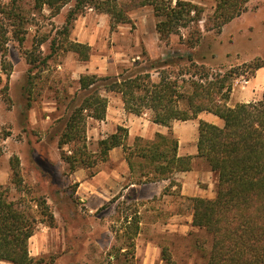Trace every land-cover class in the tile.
Wrapping results in <instances>:
<instances>
[{
    "label": "rangeland",
    "instance_id": "rangeland-1",
    "mask_svg": "<svg viewBox=\"0 0 264 264\" xmlns=\"http://www.w3.org/2000/svg\"><path fill=\"white\" fill-rule=\"evenodd\" d=\"M186 1L205 9L199 23L202 39L193 49L185 42L194 28L181 29L169 40L160 39L151 6L133 9L129 12L131 23L115 28L108 15L88 8L72 23L69 34H65V27L73 4L55 14L47 6L38 8L35 0H17L16 12L24 18L16 27L0 13V26L8 31L5 55L0 51V176L8 177L2 186L9 189L10 200H21L38 220L30 254L42 264H164V250L173 264H208L212 239L192 225V203L180 195L178 179L173 177L160 196L153 197L148 187L125 192L139 178L140 172H134L131 178L112 185L115 197L110 201L99 197L98 209L91 212L80 194L92 187L80 190L79 185L88 181L97 188L100 179L108 180L111 160L97 162L96 158L99 142L107 136L90 138L87 134L93 164L75 172L62 160L59 148L69 104L80 91L82 75L117 76L142 67L150 71L154 81L159 80V72H166L181 82L191 78L180 74L189 68L191 56L213 76L238 69L232 93L255 77L257 71L254 73L249 66L264 63V0H250L247 12L225 25L221 33L207 29L216 0ZM12 2L0 0V8L5 6L10 11ZM14 30L24 33L23 43L17 40ZM53 40L58 48L54 54ZM68 42L89 45L90 59L83 62L76 53L65 51ZM30 55L38 59L35 64H29ZM44 60L46 63H41ZM165 60L173 65L151 69L154 62ZM262 92L263 85L254 89L255 94ZM104 95L113 104L121 97L116 93ZM143 115L151 117L149 111ZM94 123L89 118L87 128H93ZM187 127L194 128L192 124ZM75 147L67 145L64 151L69 153ZM15 156L22 169L23 184L19 187L13 183L10 166ZM92 174H98V179L93 181ZM145 184L149 183L135 185ZM169 192L172 198L164 196ZM40 198L47 200L54 214V227L41 215L37 205ZM135 217L140 221L139 231L130 238L129 226Z\"/></svg>",
    "mask_w": 264,
    "mask_h": 264
},
{
    "label": "trees",
    "instance_id": "trees-1",
    "mask_svg": "<svg viewBox=\"0 0 264 264\" xmlns=\"http://www.w3.org/2000/svg\"><path fill=\"white\" fill-rule=\"evenodd\" d=\"M250 0H216L214 13L209 16V31L221 33L223 27L247 12ZM13 9L0 8L16 27L23 20ZM38 8L49 7L55 14L73 4L67 18L65 34L72 23L88 8L110 17L111 27L130 24L129 12L136 8L151 6L157 17L156 30L162 40L179 35L181 29L194 28L185 42L193 49L202 39L199 23L205 9L186 0H35ZM21 26V24H20ZM15 37L23 43L24 36L14 30ZM23 31V30H22ZM8 31L0 26V51L6 53ZM42 45V42L41 44ZM52 54L58 48L52 41ZM65 51L76 53L80 60L90 59L91 47L79 42H68ZM27 57L29 64L38 59ZM189 68L181 70V77L189 74V80L173 78L170 73L159 72L154 81L146 68L128 69L117 76L99 77L82 75L80 91L69 104V113L64 123L59 148L62 160L75 172L92 166V155L87 149V120L103 121L106 118L108 98L104 93L121 95L127 113L141 116L151 113V120L171 127L175 121H188L207 112L223 120L222 127L200 121L198 156L205 159L216 175V195L212 199L189 198L192 203V225L206 231L212 246L208 264H264V92L257 102L229 106L232 81L239 70L213 76L209 70L196 64L188 56ZM46 63V60L41 63ZM173 65L171 60L154 62L151 69ZM264 67L263 62L249 66L254 73ZM30 92V91H29ZM128 129L118 127L116 133L99 142L97 162H107L109 153L121 147L132 174L140 172L136 183L156 182L173 178L174 174L190 171L193 157L178 156V139L172 134H157L147 141L136 138L128 144ZM76 144L71 152L64 147ZM13 183L23 184L21 162L18 157L10 160ZM138 168V170H137ZM91 176H94L92 174ZM145 179V180H144ZM41 215L50 227L55 226V217L46 199L37 200ZM47 219V220H46ZM128 222V221H127ZM140 221L130 222V238L138 234ZM38 227L26 206L11 201L9 189L0 184V261L12 264H42L31 256L29 241ZM134 247V244H131ZM164 264H173L171 255L163 251Z\"/></svg>",
    "mask_w": 264,
    "mask_h": 264
},
{
    "label": "crops",
    "instance_id": "crops-1",
    "mask_svg": "<svg viewBox=\"0 0 264 264\" xmlns=\"http://www.w3.org/2000/svg\"><path fill=\"white\" fill-rule=\"evenodd\" d=\"M261 85L264 86V68L259 69L256 72L255 77L247 82L245 87L234 89L233 93L231 94L229 106L234 107L239 103H250L261 100L263 92L258 94L254 93V89L257 88V86L260 87ZM116 100L119 102H115L114 104L112 101H108L105 120L98 121L93 119L96 124L94 123L93 128H87V134L90 138H104L105 136L108 137L109 135L116 133L118 127H125L128 129L129 134L128 144L133 145L136 138L152 141L155 139L157 134L167 135L172 133L178 139V156L193 157L192 168L190 171L179 172L173 176L181 183L180 195L187 198L200 197L212 199L215 197L216 175L211 170L205 159L198 156V129L200 121H206L222 127L224 125L222 119L214 114L203 112L200 113L196 119L188 121H175L171 127H165L154 123L151 120V117H148L147 115L136 116L127 113L124 108L122 97L116 98ZM100 124H102V126ZM189 124H192L194 128H188L187 126ZM187 136L189 137L187 138ZM109 160H111V173L107 174L108 180L100 179V185L97 188L93 187V185H91L88 181L79 185L80 190H85L89 187H92L91 190L89 189L86 194L84 192L80 194L79 192V194L82 195L83 200L86 202V207L91 212H94L98 209L100 205L99 202L101 201L99 197L105 196L107 197V201H110L109 198L115 197V192L112 190L113 184H116L117 181L126 180L127 177L131 178L132 172L125 158V153L121 147L114 148L112 151H110ZM97 176L98 174L93 176L92 180L94 181L98 179ZM171 180L172 178L162 181L150 182L149 184L142 186H136L132 183L125 189V192L138 187L141 189L148 187L153 197L160 196L162 191L169 186ZM108 181H111V191L109 190ZM7 182L8 177L5 178L0 176L1 185H6ZM172 187L174 186L172 185ZM95 192L97 193L96 198L94 194ZM164 196L172 198L173 193L169 192ZM125 197L126 194L123 195V198ZM177 198L179 199V197ZM33 238L34 236L29 241V250ZM31 255L33 254L31 253ZM0 264L12 263L0 261Z\"/></svg>",
    "mask_w": 264,
    "mask_h": 264
}]
</instances>
